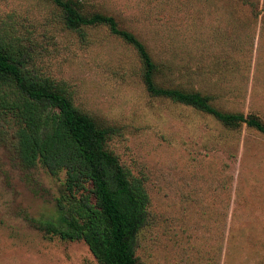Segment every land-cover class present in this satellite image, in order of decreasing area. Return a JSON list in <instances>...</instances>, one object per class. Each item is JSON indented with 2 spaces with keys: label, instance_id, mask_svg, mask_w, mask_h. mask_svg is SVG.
<instances>
[{
  "label": "rangeland",
  "instance_id": "374dc122",
  "mask_svg": "<svg viewBox=\"0 0 264 264\" xmlns=\"http://www.w3.org/2000/svg\"><path fill=\"white\" fill-rule=\"evenodd\" d=\"M112 16L158 65L155 83L264 122V0H70ZM0 38L27 69L113 130L107 148L144 182L140 264H264V135L152 97L135 51L103 26L67 29L47 0H0ZM0 116V264H98L82 241L46 239L25 216L54 213L64 174L17 158Z\"/></svg>",
  "mask_w": 264,
  "mask_h": 264
},
{
  "label": "trees",
  "instance_id": "16d2710c",
  "mask_svg": "<svg viewBox=\"0 0 264 264\" xmlns=\"http://www.w3.org/2000/svg\"><path fill=\"white\" fill-rule=\"evenodd\" d=\"M47 1L60 10L67 29L81 34L85 28L103 26L131 47L150 96L192 107L224 127L245 125L264 135V122L254 115L225 113L200 93L158 86V65L147 48L112 16L83 14L70 0ZM0 116L15 126L14 146L24 168L40 165L52 177L64 174L54 213L45 218L26 215L28 225L46 239L82 241L98 264H140L135 244L147 222L149 197L143 180L107 148L112 128L98 126L78 111L70 97L27 69L20 45L1 38Z\"/></svg>",
  "mask_w": 264,
  "mask_h": 264
}]
</instances>
